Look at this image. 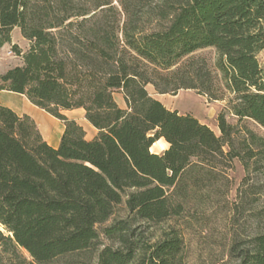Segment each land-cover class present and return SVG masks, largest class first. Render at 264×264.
Instances as JSON below:
<instances>
[{
    "label": "trees",
    "instance_id": "trees-1",
    "mask_svg": "<svg viewBox=\"0 0 264 264\" xmlns=\"http://www.w3.org/2000/svg\"><path fill=\"white\" fill-rule=\"evenodd\" d=\"M6 45L22 65L0 74V91L26 96L65 132L53 148L31 117L0 105V264H187L181 232L162 226L235 160L246 171L264 162V137L249 125L264 129V0H0ZM208 49L221 79L196 57ZM149 85L209 102L233 95L220 135L168 110ZM80 109L92 140L64 114ZM161 139L169 148L153 153ZM124 199L127 217L99 232ZM241 264H264V232Z\"/></svg>",
    "mask_w": 264,
    "mask_h": 264
},
{
    "label": "rangeland",
    "instance_id": "rangeland-1",
    "mask_svg": "<svg viewBox=\"0 0 264 264\" xmlns=\"http://www.w3.org/2000/svg\"><path fill=\"white\" fill-rule=\"evenodd\" d=\"M12 36L13 39H17L16 33ZM17 45L24 49L21 44ZM13 54L15 58L11 64H19V57L16 53ZM198 56L204 57L221 79V74L215 69V51L203 50L196 54V57ZM258 60L264 71V50L259 53ZM231 98L233 95L226 93L225 101L209 102L206 97L199 100L195 94L185 92L179 97L178 106L181 110L197 112L199 117L205 119L211 129L220 135L216 118L227 108L228 100ZM70 115L80 119L82 114L75 112ZM228 121L231 124L237 123L233 116H229ZM249 125L257 134L264 137V129L254 123ZM231 167L220 170V174L216 176L217 182H205L206 186L199 193L202 200L191 199L182 218L162 226L168 229L169 225H172L181 232L187 264H241V255L249 239L264 232V162L250 171H246L237 160ZM125 200L107 223L98 226L99 232L113 224L115 220L127 217ZM153 232L158 235L160 229ZM24 254L27 256L25 252Z\"/></svg>",
    "mask_w": 264,
    "mask_h": 264
},
{
    "label": "crops",
    "instance_id": "crops-1",
    "mask_svg": "<svg viewBox=\"0 0 264 264\" xmlns=\"http://www.w3.org/2000/svg\"><path fill=\"white\" fill-rule=\"evenodd\" d=\"M19 29H15L13 33L17 34V39H13V44H21L24 49L22 50L23 53L29 49V42L26 41L21 33H19ZM21 36V37H20ZM11 45H6L0 50V74L6 73L9 69L14 68L16 66L22 65V58L19 57V64L12 65L13 60L15 58L13 52L10 54ZM147 90L149 94L156 100L162 102L164 106L171 111H178L180 114H193L202 124H206L210 127L209 123L199 117V114L192 110H181L178 106L179 97L181 94L188 92L195 94L198 96L199 100L205 99L204 96L197 95L193 91H180L177 96L171 95H160L158 94L154 87L149 85L147 86ZM114 99L118 106L122 109H127V104L124 98V94L122 92H117L114 94ZM0 105L6 108L13 110L19 116H29L31 117L34 122L36 123L44 141H46L51 147L58 148L63 134L65 132L64 123L60 120L54 118L44 110L36 107L33 105L26 96L15 94L8 91H0ZM75 112H81V118L77 119L70 114ZM67 117L76 120L85 130L86 132V139L92 140L98 135V130L95 129L90 123L85 119V112L84 110H75V111H67L64 113ZM211 128V127H210ZM213 130V129H212ZM215 132V131H214ZM169 148V144L164 140L161 139L154 144L151 151L156 154H163Z\"/></svg>",
    "mask_w": 264,
    "mask_h": 264
},
{
    "label": "built area",
    "instance_id": "built-area-1",
    "mask_svg": "<svg viewBox=\"0 0 264 264\" xmlns=\"http://www.w3.org/2000/svg\"><path fill=\"white\" fill-rule=\"evenodd\" d=\"M10 54H12V52H10Z\"/></svg>",
    "mask_w": 264,
    "mask_h": 264
}]
</instances>
